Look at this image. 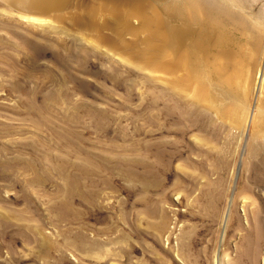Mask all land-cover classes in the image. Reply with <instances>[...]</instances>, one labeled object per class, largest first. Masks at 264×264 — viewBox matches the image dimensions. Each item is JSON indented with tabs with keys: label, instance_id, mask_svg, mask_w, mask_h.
<instances>
[{
	"label": "rangeland",
	"instance_id": "obj_1",
	"mask_svg": "<svg viewBox=\"0 0 264 264\" xmlns=\"http://www.w3.org/2000/svg\"><path fill=\"white\" fill-rule=\"evenodd\" d=\"M46 11L0 0V264H264V0Z\"/></svg>",
	"mask_w": 264,
	"mask_h": 264
},
{
	"label": "bare ground",
	"instance_id": "obj_2",
	"mask_svg": "<svg viewBox=\"0 0 264 264\" xmlns=\"http://www.w3.org/2000/svg\"><path fill=\"white\" fill-rule=\"evenodd\" d=\"M5 1H7L11 6H13L20 16L27 19L39 20V21L47 20L48 14L46 10H48L50 5H53L55 3V0H5ZM206 9H207V14L211 15L213 10L210 8H206ZM223 12H225L228 16L230 14L234 22L238 24L240 28L241 26L243 27L245 26L244 20L239 14L235 12L231 13L228 10ZM241 23L242 25H240ZM172 40L174 41L173 38Z\"/></svg>",
	"mask_w": 264,
	"mask_h": 264
}]
</instances>
